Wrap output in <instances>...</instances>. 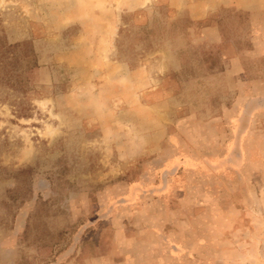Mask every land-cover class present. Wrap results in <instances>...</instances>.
<instances>
[{
	"label": "rangeland",
	"instance_id": "374dc122",
	"mask_svg": "<svg viewBox=\"0 0 264 264\" xmlns=\"http://www.w3.org/2000/svg\"><path fill=\"white\" fill-rule=\"evenodd\" d=\"M2 39L0 264H264V0H0Z\"/></svg>",
	"mask_w": 264,
	"mask_h": 264
},
{
	"label": "trees",
	"instance_id": "16d2710c",
	"mask_svg": "<svg viewBox=\"0 0 264 264\" xmlns=\"http://www.w3.org/2000/svg\"><path fill=\"white\" fill-rule=\"evenodd\" d=\"M23 44H25V43L10 44V43L6 42L5 39H2V42L0 44V63L2 62L1 58L7 57L6 53L10 52L9 50L11 48H18L20 46H23ZM29 51L31 52L32 56L29 59L28 64H32V66L34 67L37 65V59L34 56V54L32 53V50H29ZM27 53L24 54L25 56L23 57V59H25L28 56ZM1 74H3L2 79H4L7 83H9L12 86L20 85V87H23L27 82L26 78L20 77L19 73L15 74V73H10L8 71H5L4 73H1Z\"/></svg>",
	"mask_w": 264,
	"mask_h": 264
}]
</instances>
